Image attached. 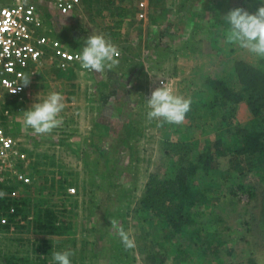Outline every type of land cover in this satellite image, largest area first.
I'll return each instance as SVG.
<instances>
[{"label":"rangeland","instance_id":"1","mask_svg":"<svg viewBox=\"0 0 264 264\" xmlns=\"http://www.w3.org/2000/svg\"><path fill=\"white\" fill-rule=\"evenodd\" d=\"M182 1L81 0V6L70 16L57 18L53 37L70 51L83 48L87 37L95 34L103 35L115 47L117 63L113 72H102L103 80L109 82L114 77L126 82L129 91L126 88V94L116 91L100 99L95 82L89 88L75 90L68 87L70 81L81 82L92 75L78 68L70 74L43 60V65L32 68L27 76L25 101L0 103V129L13 148L7 165L0 169V181L16 187L18 196L40 200L71 227L66 237L43 236L33 231L32 214L26 220L17 218L11 224L13 228L0 232V264H53L56 251L70 252L72 264H216L215 259L204 262L192 250L187 252L186 243L181 250L174 240L147 235L144 228L149 231L157 222L148 220L139 202L149 176H167L176 165L164 152L167 142L193 144L198 140V152H202L222 130L221 120L210 116L213 99L207 80L225 79L239 89L237 65H252L264 72V58L226 42L223 19L234 8L254 13L264 4L262 0H193L187 18L177 15ZM217 2L226 5L219 8ZM142 3L144 18L140 17ZM48 6L47 0L39 3L45 17ZM44 22L53 29L47 18ZM137 74L141 76L139 81ZM131 79L135 81L131 83ZM138 84L141 89H134ZM162 86L191 99L190 110L179 124L147 116V99ZM51 91H59L64 97L61 122L51 132L37 134L23 125V111ZM100 115L106 117L110 128V137L102 141L98 137L102 128L95 127ZM241 120L233 124L245 123ZM127 124L131 131L128 144ZM96 147L106 150L110 167L107 176L104 160L98 159L96 165V160L90 162L100 152ZM216 160L227 172L229 158ZM255 166L248 167L243 177H236L262 198L264 181ZM117 171L122 174L117 175ZM21 174L30 183H21ZM228 196L223 198V206L230 203ZM256 204L247 211L248 224L242 222L238 212L223 223L203 224V233L216 232L235 250L232 255L220 253L224 264H249L250 258L264 264V227ZM106 211H110L109 217ZM120 230L132 240L133 247L122 243ZM118 254L121 257L117 258Z\"/></svg>","mask_w":264,"mask_h":264},{"label":"trees","instance_id":"2","mask_svg":"<svg viewBox=\"0 0 264 264\" xmlns=\"http://www.w3.org/2000/svg\"><path fill=\"white\" fill-rule=\"evenodd\" d=\"M192 1L183 0L177 15L189 18L191 13L189 5ZM198 2L202 1L198 0ZM217 4L219 8H224L226 5L222 2ZM112 39H115L113 34ZM74 48L79 49V47ZM75 67L77 68L78 65L70 70V74H73ZM113 69L111 68L110 71L113 72ZM235 71L239 79V89L232 87L225 79L207 80L213 99L209 109L210 116L214 120H221L222 130L217 138L211 144H207L202 152H198L200 147L198 140H195L193 144L167 142L164 152L171 160L176 161V163L173 162L176 165L167 176L151 174L139 202L141 210L148 215V220L156 219L157 222L149 230L150 232L144 228L147 235L174 240L178 249L181 250L182 245L186 243L187 252L190 253L192 250L204 262L212 263L210 260L215 259L216 264H224V260L219 258L222 251L232 255L235 250L228 247L227 241L216 232L203 233L204 223H223L232 213L234 215L238 212L242 222L248 224L247 211L252 204L257 203L255 208L260 209L264 227V192L262 198H259L255 189L244 186L241 181H237L236 177H243L247 168L255 164L259 176L264 181V72L244 63L237 65ZM91 73L96 74L92 71ZM141 75L144 76L145 73ZM145 77L147 80V74ZM96 78L101 83V87L98 88L100 99L104 98L103 89L113 94L116 91L127 93L126 82L122 83L114 77L109 82H103V79L97 75ZM137 79L139 81L141 76ZM134 89L140 90L141 87L138 84L134 86ZM6 109H8L7 106L4 110ZM99 119L102 123L98 120L95 122V127L102 128L101 135L96 133L102 141L110 137V128L108 120H105L106 117L100 115ZM236 119H242L241 121L245 123L233 124ZM127 132L128 138L125 142L128 144L131 136L129 124H127ZM95 150L100 152L90 159V162L96 160L94 163L96 165L98 159V161L104 160L106 166L104 174L107 176L110 173V167L108 156H105L106 150H100L97 147ZM217 158H229L227 172L220 168ZM113 164L115 165V161ZM121 174L122 171H117V175ZM216 178L228 183L229 186L219 185ZM14 189L16 187L8 186L0 181V232L9 231L11 223L17 218L26 220L25 218L32 214V226L36 234L55 237L70 235V225L61 220L59 214L52 208L45 207L40 200L35 201L27 196L19 199L9 198L8 194ZM225 196L229 197L230 203L223 206L221 202ZM234 200H236L235 203ZM110 215V211H106V217ZM107 257L110 255L107 254ZM116 257L121 256L118 254ZM248 263L257 264L253 258H250Z\"/></svg>","mask_w":264,"mask_h":264},{"label":"built area","instance_id":"3","mask_svg":"<svg viewBox=\"0 0 264 264\" xmlns=\"http://www.w3.org/2000/svg\"><path fill=\"white\" fill-rule=\"evenodd\" d=\"M41 0H0V103L15 101L22 103L28 84L25 78L32 68L42 64L43 60L55 63L62 71H70L78 65V52L70 51L66 46L44 32L46 17L41 13ZM50 10L60 17L70 16L81 6V0H50ZM145 4H140V17L145 16ZM12 142L0 129V169L7 165L11 156ZM21 183H30L26 177L19 176ZM26 185V184H24ZM17 189L8 194L16 199ZM12 224V223H11ZM11 228L12 225H11ZM10 228V229H11Z\"/></svg>","mask_w":264,"mask_h":264},{"label":"clouds","instance_id":"4","mask_svg":"<svg viewBox=\"0 0 264 264\" xmlns=\"http://www.w3.org/2000/svg\"><path fill=\"white\" fill-rule=\"evenodd\" d=\"M223 19L227 25L225 34L227 43L236 44L256 57L264 58V6L259 7L254 13L243 8H234L228 11ZM115 55V47L103 35H90L78 54V63L84 70L102 73L105 69L110 70L117 63ZM28 82L29 78H25L24 84ZM147 105L149 119L179 124L190 110L191 99L177 95L171 88L162 86L151 92ZM64 108L62 93L51 91L43 100L35 101L23 111V125L37 134L49 133L60 124L59 117ZM22 197L20 194L18 199ZM119 235L126 247L134 246L123 230L119 231ZM71 255L68 251L53 252L52 262L53 264H72Z\"/></svg>","mask_w":264,"mask_h":264},{"label":"crops","instance_id":"5","mask_svg":"<svg viewBox=\"0 0 264 264\" xmlns=\"http://www.w3.org/2000/svg\"><path fill=\"white\" fill-rule=\"evenodd\" d=\"M42 1V0H41ZM48 1H50V0H47V2ZM58 17H60V16H58L57 15V13L55 12V11H53V10H50V7L48 6V8H47V12H46V18H47V22H48V25L50 26V25H52L53 24V29L51 28V27H47V30L44 32V34H47V36H52V34H54V35H56L54 32H56L57 33V30H55V28L56 29H58L57 27H54L55 26V21L57 20V18ZM52 39L53 40H57V41H59L60 43H62L64 46H65V43H63V41H61V40H58V39H56V38H54L53 36H52ZM80 50L81 49H75L74 48V51L73 52H78V53H80ZM51 65L50 66H55L56 67V64L55 63H51L50 61H48ZM44 64H46V63H44ZM43 64H38V65H36V66H42ZM57 68V67H56ZM76 68V67H75ZM78 68V67H77ZM58 69V68H57ZM77 70H81L80 68H78ZM82 71V70H81ZM84 73H85V75H87V74H89V77L92 75V77H90V78H87V79H83V80H81V82H71L69 79H66L67 81H70V84H69V86L68 87H71V88H74L75 90H78V89H80V87H82V88H84L85 86H87V88H89V87H91L92 86V83L93 82H95L98 86V88L99 87H101V83L98 81L99 79H97L96 78V75L97 76H99V78L100 79H104V76H103V74L102 73H96V74H93V73H91V71H88L89 73H87V72H85V71H83ZM135 76H137V77H139V74H137V75H135ZM134 78V77H133ZM94 80V81H93ZM103 82H104V80H102ZM99 82V83H98ZM28 91V90H27ZM102 92L104 93V95H108V94H110V92H108L106 89H103L102 90ZM116 94V93H115ZM99 90H98V97H99Z\"/></svg>","mask_w":264,"mask_h":264}]
</instances>
